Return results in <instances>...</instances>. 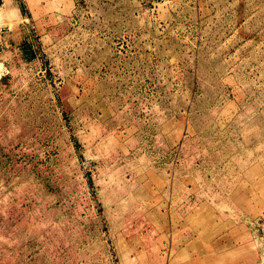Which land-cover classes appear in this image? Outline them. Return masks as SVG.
<instances>
[{
    "label": "rangeland",
    "instance_id": "1",
    "mask_svg": "<svg viewBox=\"0 0 264 264\" xmlns=\"http://www.w3.org/2000/svg\"><path fill=\"white\" fill-rule=\"evenodd\" d=\"M263 215L264 0H0V264H264Z\"/></svg>",
    "mask_w": 264,
    "mask_h": 264
},
{
    "label": "built area",
    "instance_id": "2",
    "mask_svg": "<svg viewBox=\"0 0 264 264\" xmlns=\"http://www.w3.org/2000/svg\"><path fill=\"white\" fill-rule=\"evenodd\" d=\"M256 231L259 235V242L264 249V215L254 221Z\"/></svg>",
    "mask_w": 264,
    "mask_h": 264
},
{
    "label": "crops",
    "instance_id": "3",
    "mask_svg": "<svg viewBox=\"0 0 264 264\" xmlns=\"http://www.w3.org/2000/svg\"><path fill=\"white\" fill-rule=\"evenodd\" d=\"M255 227V225H254V223H253V225H252V228L255 230V232L257 233V231H256V229L254 228Z\"/></svg>",
    "mask_w": 264,
    "mask_h": 264
}]
</instances>
